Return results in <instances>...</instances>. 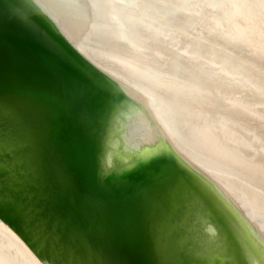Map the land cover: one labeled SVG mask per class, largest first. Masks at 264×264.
Segmentation results:
<instances>
[{"label": "water", "instance_id": "water-1", "mask_svg": "<svg viewBox=\"0 0 264 264\" xmlns=\"http://www.w3.org/2000/svg\"><path fill=\"white\" fill-rule=\"evenodd\" d=\"M153 111L43 0H0V222L41 264H264L250 206Z\"/></svg>", "mask_w": 264, "mask_h": 264}, {"label": "bare ground", "instance_id": "bare-ground-1", "mask_svg": "<svg viewBox=\"0 0 264 264\" xmlns=\"http://www.w3.org/2000/svg\"><path fill=\"white\" fill-rule=\"evenodd\" d=\"M43 2L264 226V0ZM0 264H41L1 222Z\"/></svg>", "mask_w": 264, "mask_h": 264}, {"label": "snow or ice", "instance_id": "snow-or-ice-1", "mask_svg": "<svg viewBox=\"0 0 264 264\" xmlns=\"http://www.w3.org/2000/svg\"><path fill=\"white\" fill-rule=\"evenodd\" d=\"M192 184L194 187H198L199 188V191H200V194L203 196V197H206L207 199L209 200H212L213 197H214V193L213 191L207 187L206 185L202 186V188H200V181L198 178H192L191 180Z\"/></svg>", "mask_w": 264, "mask_h": 264}]
</instances>
